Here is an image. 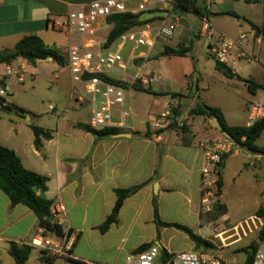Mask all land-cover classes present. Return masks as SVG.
<instances>
[{
  "label": "crops",
  "instance_id": "0c3cea01",
  "mask_svg": "<svg viewBox=\"0 0 264 264\" xmlns=\"http://www.w3.org/2000/svg\"><path fill=\"white\" fill-rule=\"evenodd\" d=\"M92 1L96 0H0V51L13 49L20 40L32 35L39 37L47 47L54 45L58 48V35H63L65 41L67 37L53 30L49 21L67 14L74 6ZM216 1L213 0V5H208L205 0L202 4L198 0L196 3L206 10L209 22L222 32L220 19L227 15L219 14L232 12L249 20L238 13L240 3L254 8L264 0L253 4H247L245 0ZM217 6H223L224 9ZM182 13L187 12L175 9L168 22L164 18L153 23H169L173 19L177 24ZM192 14L199 18L200 26L201 17ZM255 24L264 28L263 24ZM251 35L258 42L263 37L255 36V32ZM165 46L178 48L185 45L172 43V40L167 44L161 43L157 49L154 47L151 57L157 56ZM62 59L64 68L58 70L55 76L67 72L72 81L63 56ZM13 65L22 69L24 74L27 67L32 66L23 59L15 60L10 64L11 67ZM0 66L4 67L0 72V84L4 85L5 79L1 75L6 64ZM193 71V62L188 57H158L141 63L136 77L149 92H138L132 88L134 93L128 94L125 89L122 109L128 113L126 123L129 128L117 130L118 134L128 135L125 137L112 135L95 138L81 128V125L89 124L81 119L80 108L76 106L73 119L62 121L60 118L63 114L59 113L54 130L43 128L50 132L51 139H43L38 150L34 146V134L30 127L34 124L30 122V117L23 123L0 116V144L13 150L27 170L46 177L47 191L41 194L42 197L53 205L63 204L67 210L61 226L64 231L69 230L76 236L72 258L55 260L67 264H125L126 258L135 254L140 247L147 246V249L155 245L160 250L155 264H164L165 254L170 256L177 252L205 251L196 249L194 242L182 231L158 226L154 220L155 206L161 222L184 226L212 245H216V241L226 231L235 228L225 229L221 224L230 221L223 198V182L220 201L226 206L227 213L213 221L210 214L201 210L202 155L198 143L215 135L207 127L208 119L201 117L198 120L189 115V109L194 106L193 101L185 102L194 98L188 95L186 80ZM145 79L149 80L147 84L144 83ZM5 86L10 89L7 83ZM172 94L184 97H166ZM140 95H146V98ZM6 102L7 106V99ZM83 104L90 105L85 101L79 104L80 107ZM184 105L183 113L189 116L185 122L189 131L187 135L178 137L171 131L155 133L148 128L151 117L172 111L173 108L182 109ZM120 110H115L116 119H119ZM0 112L10 114L9 117L16 116L15 111ZM181 116L176 120L185 121L180 120ZM225 121L227 123L226 118ZM40 126L37 124V127ZM141 184L145 185L123 201L117 222L101 233L99 227L111 214L116 202L115 190ZM38 228L33 212L24 205L12 206L9 198L0 190V254L6 252L9 255V243L23 245L36 234ZM32 250L40 253L36 249ZM41 260L43 263L42 257Z\"/></svg>",
  "mask_w": 264,
  "mask_h": 264
},
{
  "label": "built area",
  "instance_id": "2783aa9c",
  "mask_svg": "<svg viewBox=\"0 0 264 264\" xmlns=\"http://www.w3.org/2000/svg\"><path fill=\"white\" fill-rule=\"evenodd\" d=\"M207 3L213 5V0H207ZM175 9L174 1L168 0H96L74 6L67 14L49 21L53 30L65 34L68 38V45L63 49L62 56L72 75L74 102L81 104L88 101L92 107L90 128L94 130L129 128L126 123L128 113L122 109L125 89L98 76L116 81L130 78L131 66L137 60L146 61L158 40H162L164 44L169 43L177 28L175 22L159 24L149 22L134 27L121 35L112 46L106 47L108 33L105 35L104 32L108 28L107 19L118 14L140 15L153 11H167L165 16L169 17ZM197 35L207 40L209 55L215 62L224 64L237 74L234 55L248 35L242 33L233 39L217 30L207 16L201 17ZM238 57H243V54ZM112 72L116 75H111ZM23 75L22 69L6 65L1 76L4 79L14 78L17 82H22ZM91 75L97 77L84 78ZM148 82L149 80H144L145 84ZM6 95V86L0 84V102L3 106L7 104ZM118 108L121 110L119 119H116L115 110ZM261 120H264V102L251 103L247 110L245 126L250 127ZM148 128L155 133L171 131L178 137L189 133L186 123L177 121L172 111L151 117ZM198 147L202 155L201 210L205 214H210L222 204L221 194L218 192L222 156L230 155L238 145L219 133L207 140L199 141ZM256 156L264 159V155ZM66 212L65 206L61 203L51 208L54 221L60 225ZM255 218L259 226L254 225L253 229L259 231L263 227V221L260 217ZM75 240V234L69 230L64 231L62 236H56L38 228L36 234L23 245L38 250L47 258L71 259ZM220 249L218 247L216 250L209 249L202 252L173 253L164 264H228ZM159 254V248L151 245L142 252L129 255L125 264H155ZM252 264H264V242H259L257 248L253 250Z\"/></svg>",
  "mask_w": 264,
  "mask_h": 264
},
{
  "label": "rangeland",
  "instance_id": "374dc122",
  "mask_svg": "<svg viewBox=\"0 0 264 264\" xmlns=\"http://www.w3.org/2000/svg\"><path fill=\"white\" fill-rule=\"evenodd\" d=\"M203 1L198 0V3L202 4ZM216 3H219V1L217 0ZM217 8L224 9L223 6H217ZM237 11L240 15H245L247 19L264 25V1L258 3L254 8H249L241 2ZM170 17L165 16L164 18L168 22ZM179 18L181 20L177 23L172 43L178 42L179 45L193 46L192 55L195 59L196 76L200 79L197 96L194 100L188 99L189 101L185 103H192L193 101V105L203 103L210 107L219 108L229 125L245 126L247 110L250 104L257 101L264 102V91L259 90L256 94H251L246 88V81L264 84V37H261L260 42H258L257 39L251 37L254 32L248 23L242 20L238 21L231 16L221 17L220 25L223 33L231 37H238L242 33L248 35V38L241 44L243 49L236 50L234 55L237 74L234 77H228L216 68L217 62L211 61L207 40L195 35L197 34V27H199V18L188 12L182 13ZM172 20L171 22H174ZM108 30L109 28L104 32L105 35ZM62 36L58 35L57 37L59 39L56 44L59 46L58 48L50 45V48L57 51L61 57L64 54L63 49L68 45V38L65 41ZM161 43H163L162 40H158L155 48L157 49ZM241 53H243V57H238ZM140 65L139 62H135L131 66L130 78H126L128 84H133L140 80L136 77L138 76L137 69ZM12 67L16 68L17 66L13 65ZM63 68L64 66L59 65L55 61L41 60L35 65L27 67L22 82H17L14 78H6L3 86L6 83L10 85L6 95L7 107L20 108L26 112L23 116L11 117H9L10 114L0 112V116H6L12 120H21L23 123H26L30 117L32 124L36 126L40 124V127L51 131L55 128L59 113L63 114V117L60 118L62 121H70L73 119L72 114L75 107L79 106L81 119L89 124L92 107L85 104L80 107L78 103L74 102L72 94L73 82L69 73L65 72L58 75V77L55 76L56 72ZM3 69L4 67L0 66V72ZM111 75L114 76L116 73L112 72ZM127 92L128 94L134 93L132 88H128ZM140 96L146 98V95ZM174 110L176 108L172 109L174 118L178 119L180 116H176ZM177 110L182 115L180 120H185L184 122H186L189 116L186 112L183 113L185 105L182 109L178 108ZM196 119L200 120L201 117ZM207 127L214 135L219 134L212 126L210 120L207 121ZM256 145L264 148V132L257 140ZM222 182L223 198L228 208L230 221H223L221 224L224 225L225 229L232 227H235V229L232 228L226 231L216 241L217 244L210 249L221 248V254L228 264H242L247 257V252L241 250L258 246L260 242L258 239L259 231L253 228L254 225L259 226L255 218L256 212L260 205L264 204V159L258 158L256 155L252 156L243 146L238 145L226 159L222 171ZM221 189L218 185V192H222ZM224 208L227 212L226 206ZM215 209L210 213V218L213 221L217 219ZM41 257L44 261L43 263L46 264L43 254L32 250L26 264H41ZM0 260L1 264H15L12 257L6 252L0 254ZM52 263L67 264L65 261H57L55 259H52Z\"/></svg>",
  "mask_w": 264,
  "mask_h": 264
},
{
  "label": "trees",
  "instance_id": "16d2710c",
  "mask_svg": "<svg viewBox=\"0 0 264 264\" xmlns=\"http://www.w3.org/2000/svg\"><path fill=\"white\" fill-rule=\"evenodd\" d=\"M257 2H259V0H245V3L247 4H253ZM174 5L179 11L192 12L199 15L200 17L207 15L205 9H202L201 7L197 6L196 0H175ZM164 12L167 13V11ZM140 15L118 14L109 17L107 19L109 30L107 35L106 47L112 46L121 35L136 26L164 19L160 17H155L140 22ZM219 15H227L236 19H240L248 23L257 36L262 35L264 37V28L256 25L255 23L249 20H246L245 18H240L232 12L221 13ZM192 50V45L180 46L178 48H171L165 46L157 56L153 58L149 56L146 61L157 59L158 57L177 56L190 58L193 62L194 71L189 77H187L186 85L188 89V95L192 98H195L199 91L198 83L200 79L196 76L197 71L195 68V59L192 55ZM48 58H51L59 65H63L62 57L58 55L54 49L47 47L39 37L34 35L23 38L14 46L13 49H5L0 51V64L6 65H10L17 59H23L29 64L35 65L37 61L46 60ZM136 62H139L141 64L145 61L137 60ZM234 76L235 74L232 77ZM89 77L97 76L91 75L85 76L84 78ZM98 77H101L102 79L107 80L111 83L120 85L124 89H128L129 87H131L138 92H149L147 89H144L141 86L140 81H137L133 84H128L126 81H116L105 76ZM246 88L249 93L256 94V92L259 90L264 91V84L246 81ZM172 97L176 98L184 96L172 94ZM14 109L11 108L10 112L15 111L16 116H23V114L25 113L23 109ZM177 109L178 108L174 110L175 115L180 116V112H178ZM189 115L195 117H203L210 121L214 118L217 119L221 124L223 130L228 132L232 136L237 145L243 146L252 155H264V148L258 147L256 145L257 140L264 132V120H261L250 127L229 126L226 123L223 113L219 108L210 107L203 103H196L192 108H190ZM30 127L34 134V146L36 149L39 150L42 145V140L51 139V134L43 128L34 125H31ZM81 128L84 131L91 133L97 139L106 138L119 133L115 129L94 130L88 125H81ZM228 156L230 155L222 156L220 163L221 169L224 168V164ZM47 181L48 179L46 177L41 176L33 171L27 170L22 165L21 160L13 150L4 147L0 144V190L9 198L12 206L24 205L25 207L29 208L37 218L38 227L44 229L47 234L62 236L64 230L60 224H57L54 221L51 214V208L53 207V203L45 199L41 195L42 193L47 191ZM144 185L145 184H141L128 189L115 190L116 202L111 211V214L99 227V231L101 233H105L113 223L117 222V215L123 204V201L131 195L135 194ZM218 185L220 188H222L221 173ZM219 193L221 194V192ZM215 211L217 213V218L227 213L224 206L222 205L217 206ZM256 217H260L263 219V227L259 230L258 239L260 242H264V204L260 205V207L258 208L256 212ZM154 220L158 226L173 227L185 233L191 239V241L194 242L196 249L206 250L213 248L212 243L202 239L200 236L193 233L192 230L178 224H169L161 222L156 206L154 209ZM146 247L147 246L140 247L136 251V253L144 251ZM256 248L257 246H252L241 250L247 252V257L242 264H252L253 250H255ZM31 251L32 248L29 246L18 245L16 243H9L8 253L14 260L15 264H25L29 259ZM163 258V261L166 262L169 258V255L165 254ZM44 259L46 260V264H53L52 259L54 258L51 259L45 257Z\"/></svg>",
  "mask_w": 264,
  "mask_h": 264
},
{
  "label": "water",
  "instance_id": "95a60500",
  "mask_svg": "<svg viewBox=\"0 0 264 264\" xmlns=\"http://www.w3.org/2000/svg\"><path fill=\"white\" fill-rule=\"evenodd\" d=\"M165 15H166V13L164 11H153L150 13L141 14L139 17V21L142 22V21L149 20V19L155 18V17L164 18ZM211 61L215 62L213 59H211ZM216 68L228 77H232L234 75V73L222 63H216ZM166 97L168 99H171L172 95H169ZM0 110L5 111V112H10V108L7 106H3L1 104V102H0ZM211 124L216 129L217 132L222 134L226 139L235 143V140L232 138V136L228 132L223 130L221 124L219 123V121L217 119H215V118L212 119ZM125 136H128V135L127 134H116V135H113L112 137H125Z\"/></svg>",
  "mask_w": 264,
  "mask_h": 264
}]
</instances>
